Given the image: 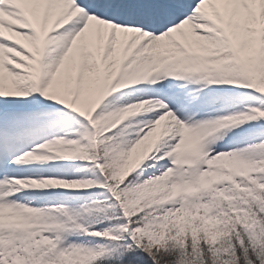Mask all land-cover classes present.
<instances>
[{
	"label": "snow or ice",
	"instance_id": "6c2138e0",
	"mask_svg": "<svg viewBox=\"0 0 264 264\" xmlns=\"http://www.w3.org/2000/svg\"><path fill=\"white\" fill-rule=\"evenodd\" d=\"M0 264H264V0H0Z\"/></svg>",
	"mask_w": 264,
	"mask_h": 264
}]
</instances>
